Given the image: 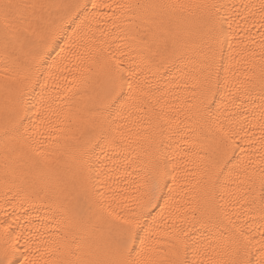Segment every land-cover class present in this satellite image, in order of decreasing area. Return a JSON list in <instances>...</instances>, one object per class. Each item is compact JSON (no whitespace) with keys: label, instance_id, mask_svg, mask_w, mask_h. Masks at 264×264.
Returning a JSON list of instances; mask_svg holds the SVG:
<instances>
[{"label":"snow or ice","instance_id":"snow-or-ice-1","mask_svg":"<svg viewBox=\"0 0 264 264\" xmlns=\"http://www.w3.org/2000/svg\"><path fill=\"white\" fill-rule=\"evenodd\" d=\"M0 264H264V0H0Z\"/></svg>","mask_w":264,"mask_h":264}]
</instances>
